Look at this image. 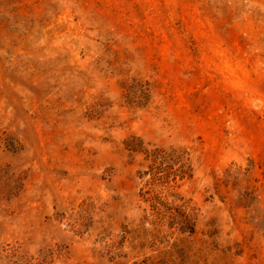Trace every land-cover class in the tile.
I'll return each mask as SVG.
<instances>
[{
    "label": "rangeland",
    "instance_id": "1",
    "mask_svg": "<svg viewBox=\"0 0 264 264\" xmlns=\"http://www.w3.org/2000/svg\"><path fill=\"white\" fill-rule=\"evenodd\" d=\"M0 1V264H264V0ZM127 141L192 178H142ZM143 193L195 234L144 223Z\"/></svg>",
    "mask_w": 264,
    "mask_h": 264
},
{
    "label": "trees",
    "instance_id": "2",
    "mask_svg": "<svg viewBox=\"0 0 264 264\" xmlns=\"http://www.w3.org/2000/svg\"><path fill=\"white\" fill-rule=\"evenodd\" d=\"M7 14L11 15L12 11H7L4 4L0 1V19L5 20V23L9 21L7 20ZM12 21L11 23H14V25L19 24L18 19L14 16ZM8 29L14 32L19 31L12 26H9ZM20 37L28 40L30 36L22 35ZM125 89V98L129 105L141 106L139 104L148 102L150 98V90L147 85L143 86L135 83L127 85ZM125 146L131 153L142 155L144 164L147 168L144 172H140L142 178L150 176L151 181L155 184H167L173 187L178 181L192 178L193 168L191 158L189 153L183 148L171 147L166 149L162 147H151L150 145L145 146L143 142H140V145L134 146L128 141L125 143ZM170 196L172 200H169ZM141 197L145 203L149 204V209L151 211V215L149 216L153 218L149 219V216H145L144 223H150L158 228V233H161L159 228L163 227L165 220L169 231L172 233H175V229H177L181 234H195L196 218L193 217L192 213L186 212V205L179 203L182 199L172 194L163 197V200H161L162 196L157 199V196L148 197L144 193L141 194ZM174 256L175 245L173 249L163 250L159 256L145 257L141 260L134 261L132 264H175Z\"/></svg>",
    "mask_w": 264,
    "mask_h": 264
}]
</instances>
